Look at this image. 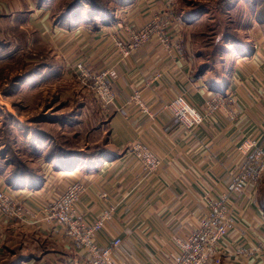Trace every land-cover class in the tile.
<instances>
[{
  "label": "crops",
  "instance_id": "obj_1",
  "mask_svg": "<svg viewBox=\"0 0 264 264\" xmlns=\"http://www.w3.org/2000/svg\"><path fill=\"white\" fill-rule=\"evenodd\" d=\"M172 3L132 0L118 8L112 21L92 28L86 23L61 26L51 18L47 7L28 0L30 9L24 10L33 24L26 28L38 36L33 41L31 38V44L43 41L53 56L61 58L62 68L58 64L54 70L60 74L52 71L47 80L53 82L56 77L70 81L79 60L92 71L114 64L118 73L113 85L116 98L110 113L102 114L93 93L81 84L83 91L77 93L80 100L72 114L49 123V129H60V133L46 131L43 136H33L32 132L40 129L38 125L14 123L15 146L23 145L36 153L28 163L42 181L38 185L17 184L10 178L8 156L0 158V188L19 198L20 210V216L0 214V264L8 258L14 264H86L83 250L70 245L64 231L45 211L65 186L78 179L85 185L79 203L85 220L98 217L109 203L114 205L113 216L95 237L98 246H107L118 237L121 242L115 257L121 264L172 263L178 239L186 240L198 225L207 211V199L228 195V185L244 162L236 149L239 141L255 137L264 147L261 24L249 23L251 33L244 36L240 50L234 48L224 55L223 74L212 82L209 72L196 74L200 60L180 17L170 18L164 30L166 41L153 36L127 58L120 60L117 56L113 36H126L124 25L142 26L157 10L170 15ZM50 68L55 66L50 64ZM136 91L152 116L131 102ZM61 95L68 96L69 91ZM177 95L202 111L212 96H221L224 104L188 130L163 108ZM27 126L29 134L23 137L22 130ZM73 130L75 143L67 144L66 134ZM136 140L148 145L161 160L157 170L147 172L130 152ZM51 144L62 146L63 152L76 153L77 164L70 170L57 171L54 167L58 159L47 161L33 147L41 149ZM90 144L103 150L90 156L86 151ZM0 145L5 147V142ZM259 184L247 183L228 196L235 229L225 237V250L216 256L217 264H264V213L256 201Z\"/></svg>",
  "mask_w": 264,
  "mask_h": 264
},
{
  "label": "rangeland",
  "instance_id": "obj_2",
  "mask_svg": "<svg viewBox=\"0 0 264 264\" xmlns=\"http://www.w3.org/2000/svg\"><path fill=\"white\" fill-rule=\"evenodd\" d=\"M14 1L16 3L12 0H0V143L7 142L4 139L3 122H10V130H7V136L11 142L13 141L11 147L17 157L28 163L29 158L35 157L36 153L23 145L15 146L14 140L17 135H15L14 123L20 121L22 125L23 123L30 126L38 125L40 129L45 131L60 133V129L57 131L56 128H48L50 121L53 118L62 119L72 114L74 105L76 106L80 100L77 93L83 89L76 75L69 78L70 81L56 77L53 82L47 80L48 75L56 70L58 64H60V69L62 68L61 58L60 56H53L43 41L38 40V42L35 41L34 44H31V38L33 41L35 36L37 38L38 36L34 31L26 28L29 23H32L29 20V15H27V10L30 9L28 8V0ZM130 1L132 0L125 1V4ZM257 1L261 3L260 18L264 19V0ZM36 2L49 9L53 20L58 19L56 17L62 15L69 8L74 9V11L86 10L88 5L87 0H44L42 3L36 0ZM172 2L171 8L168 9L170 15L164 14L163 9L160 12L157 10V13L168 19L180 17L184 21L182 24L187 25L194 47L200 48L204 53L203 56L199 57V65L207 63L209 67L219 65L218 59L223 52L222 47L228 48V53L237 48L234 42L236 40L235 35L229 34L226 37L227 33L236 31L238 33L236 37L244 40V36L246 37L251 33L250 22L255 21L264 26V23L259 22L251 10L253 0H172ZM30 3L32 5V2ZM96 3L97 9L102 10V13L95 20L97 24L103 21H112L121 6L119 0H102V2L98 0ZM225 6L226 9H224ZM19 8L20 10H27L19 12ZM180 12L184 14L179 15ZM83 13L76 20L87 19L86 14ZM222 19H230V21L222 25ZM50 64H53L55 69H51ZM219 69L221 72L224 71L220 66ZM54 73L59 72L54 71ZM27 76H31L32 79H27ZM16 78L21 80L25 78L20 90L13 87V81ZM67 90L69 95L63 97L61 93ZM9 106H13L14 109L11 110ZM49 106L52 108H47ZM15 110L19 112L20 117ZM69 122L73 121L69 118ZM74 131L66 134L67 144L74 141L72 136ZM9 132H12L11 135ZM4 148L6 146L0 145V150L3 151ZM7 148L10 147L7 146ZM2 151H0L1 155ZM6 156L8 155L6 154ZM9 157H11L10 154L7 157V164L11 163Z\"/></svg>",
  "mask_w": 264,
  "mask_h": 264
},
{
  "label": "built area",
  "instance_id": "obj_3",
  "mask_svg": "<svg viewBox=\"0 0 264 264\" xmlns=\"http://www.w3.org/2000/svg\"><path fill=\"white\" fill-rule=\"evenodd\" d=\"M169 21L170 18L153 13L149 21L142 26L124 25L126 36H113L117 56L120 60L127 58L134 50L150 41L153 36L158 37L162 42L166 41L164 30L168 27ZM73 70L80 83L87 86L93 93L101 113L108 115L116 98L113 85L118 78V73L115 65L92 71L85 61L79 60L75 63ZM131 102L140 111L152 116L151 110L141 98L139 91L133 93ZM223 104L224 98L212 96L206 101L205 109L202 111L189 103L184 96L177 95L165 102L163 108L175 116L183 127L190 130L203 122L206 113L211 114L217 111ZM236 149L244 156V162L228 185V195L207 199V211L186 240L178 239L177 254L173 262L169 264H217L216 256L225 250V237L235 229L236 218L230 209L228 196L239 192L247 183L258 185L264 176V147L255 137H244L239 141ZM129 150L147 172L158 169L161 160L142 141L136 140L131 143ZM84 191L85 185L79 179L65 186L50 205L45 207L48 217L55 220L57 227L64 231L72 247L83 250L86 264H121L115 257V251L121 242L120 238H112L107 246H98L95 243L97 233L113 216L114 205L109 203L98 217L87 221L79 209ZM18 203V197L0 188L1 215L20 216Z\"/></svg>",
  "mask_w": 264,
  "mask_h": 264
},
{
  "label": "trees",
  "instance_id": "obj_4",
  "mask_svg": "<svg viewBox=\"0 0 264 264\" xmlns=\"http://www.w3.org/2000/svg\"><path fill=\"white\" fill-rule=\"evenodd\" d=\"M43 1L44 0H39L40 3H42ZM96 1H98V0H87L88 5L86 7V10L74 11V9L72 10L71 8H69V9H67L66 12L62 13V15H59L58 17H56L58 19H54V22L61 25V26H64V27H71V26H74L78 23H86L88 25H91L92 28L99 27L100 25H103L107 22L103 21V22L98 23V24L96 23L95 20H96L97 16H99V14L102 13V10L99 11L97 9ZM125 1H127V0H119V4L124 5L126 3ZM101 2H102V0H101ZM226 6L224 7V9H226ZM251 7H252L251 10L255 13L256 17L259 19V20L258 19L257 20L261 23H264V19L260 18L261 3H259L257 0H253ZM263 9H264V7H263ZM82 12H84L86 14L87 19H85V20L77 19L76 20V18H78V17L80 18V14H82ZM97 20H99V19H97ZM229 21H230V19H227V20L222 19L221 23L223 25V24H227ZM229 34L235 35L236 40L234 42H235V45L237 47L236 49L240 50L243 40H241V38L239 39L238 37H236L238 34L236 31H234L233 33H227L225 36L227 37ZM193 45H194V43H193ZM222 49H223V52H222V54H220L219 59H218V63H220L219 65L216 64V65H212V67H209L207 65L208 63L204 64V65L201 64V65H199L198 70L196 71V74H204L205 72H209V78L208 79L211 82L215 81L214 77H216V76L221 78L223 72L220 71L219 66L221 68H223V65H222L223 64V57L229 51V49L228 48L226 49V47H222ZM194 54H196L198 57H201L204 55L203 51L198 47H194ZM16 79L13 81V87L19 89L20 84L25 81V78H22V80L21 79L16 80ZM0 113H1V111H0ZM9 123L6 121L3 122V127L5 130V138L4 139L7 142H5L6 148L3 149V151H2L3 153L0 156V158L3 159L6 154L8 156H9V154L11 155V157H9V159L11 160L10 178H13L17 184H22V182H27L28 184H31V185H38L42 181V177L40 175H37V172L33 168L32 165L25 162L20 157H17V154L13 151V148L11 147L12 146L11 143L13 141L11 142L7 136V130H10ZM11 133L9 132V135H11ZM28 134H29V128L26 127L25 129L22 130V135H23V137H26ZM32 134H33V136H43L44 134H46V131L43 129H35L32 132ZM7 146L10 148H7ZM33 147L35 148V151L37 153L42 154L43 159H45L47 161H55L56 159H58V162L54 167L55 170H57V171L63 172V171L70 170L71 168H73L77 164V161H76L77 154L73 153V152H68V153L63 152L62 146H58L56 144H51L50 146L45 147V148L43 147L41 149L36 148V146H34V145H33ZM98 150L102 151L103 149L99 145H95V144L88 146L86 149V151H88L90 153V156H93ZM62 155H63V158H61ZM6 164H7V162H6ZM261 183L262 184H259V187L257 189L256 201H257L259 208L264 213V185H263L264 184V178L261 181ZM1 264H14V260L8 258L5 262H3Z\"/></svg>",
  "mask_w": 264,
  "mask_h": 264
},
{
  "label": "bare ground",
  "instance_id": "obj_5",
  "mask_svg": "<svg viewBox=\"0 0 264 264\" xmlns=\"http://www.w3.org/2000/svg\"><path fill=\"white\" fill-rule=\"evenodd\" d=\"M242 52V51H241Z\"/></svg>",
  "mask_w": 264,
  "mask_h": 264
}]
</instances>
